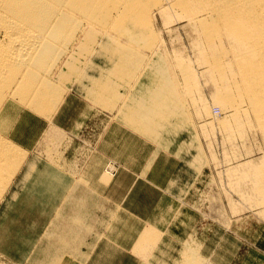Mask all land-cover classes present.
Returning <instances> with one entry per match:
<instances>
[{
  "label": "rangeland",
  "instance_id": "1",
  "mask_svg": "<svg viewBox=\"0 0 264 264\" xmlns=\"http://www.w3.org/2000/svg\"><path fill=\"white\" fill-rule=\"evenodd\" d=\"M119 1L111 18L100 17L99 24L91 19L86 32L75 33L52 70V80L63 94L55 112L41 115L16 102L10 129L12 140L27 153L28 176L22 192L31 202L23 204L28 218L22 221L15 213L22 208L18 194L3 212L0 264H37V257L39 264H45L50 257L60 258L54 249L63 246V233L70 229L76 232L77 239L70 241L74 239L78 255L95 240L94 230L106 224L105 207L95 198H87L84 212L65 218V198L79 183L106 196L119 194L116 198L131 197L140 189L136 199L148 202L147 215L161 222L159 228H172L180 236L190 232L184 263L180 243L175 242L171 264H216L217 253L225 254L229 264H241L242 259V264H252V257L260 255L246 257L243 248L233 258L227 251L236 246L231 242L237 238L231 235L245 234L254 240L261 233L264 186L258 187L264 178L257 169L263 163L264 137L257 120L251 110L247 114L245 104L235 108L217 101L223 84L204 61L207 45L200 38L201 28L181 14L176 0ZM66 100L69 110L62 125L57 119ZM159 156L169 162L162 168V189L150 183L156 180L158 172L150 169ZM157 169L160 172V165ZM101 172L105 181L111 177L120 186L110 190L111 182L102 180L106 188L100 187ZM163 177L173 178L163 182ZM41 181L43 187L37 185ZM40 193L49 195L42 199ZM33 195L40 200L34 202ZM153 204L159 208L155 210ZM54 222L61 226L53 238L48 232ZM194 236L199 254L192 247Z\"/></svg>",
  "mask_w": 264,
  "mask_h": 264
},
{
  "label": "bare ground",
  "instance_id": "2",
  "mask_svg": "<svg viewBox=\"0 0 264 264\" xmlns=\"http://www.w3.org/2000/svg\"><path fill=\"white\" fill-rule=\"evenodd\" d=\"M118 1L0 0V205H2L0 207V218L3 216V212L9 209L17 194L20 196V206L22 208L20 207L15 213L21 218L20 221L28 218H25L28 213L24 205L31 202L30 198H28L29 202L24 204L28 201L27 195L22 192L24 190L23 184L28 176L27 153L25 149L13 141L14 139L12 140L14 130L10 129V123L13 117V110L16 111L15 108L19 104L32 108L33 111L35 110L41 115L48 116L51 112L53 113L61 103L62 89L52 80V70L65 53L68 45L73 42L75 33L81 29V31L86 32L88 21L91 19L102 21L100 17L108 19L110 16L109 18H111V14L114 12V10L112 11L113 5ZM175 2L183 11L181 14L185 13L190 16L201 28V33L199 32L201 34L200 38L202 37L207 45V47L205 46L207 51L201 50L204 52V61H207L208 65H212L210 67H213L214 70L210 69L216 72L217 75L215 76H217L218 83L223 84L218 89V94H216L218 95L217 101L224 106L235 108L245 104L246 109H248L245 111H247V114H249V110L252 111L251 114L257 120L258 127H260L258 130H262L264 137V0H176ZM109 20H103L104 24L107 21L109 23ZM128 111L130 112V110ZM236 112L238 111L236 110ZM237 115L239 116L238 113ZM262 160L263 163L261 162L262 167L260 168L262 170L258 168L259 170L257 169V171H261L260 174L264 178V158ZM37 170L40 171L38 165ZM18 174H20L19 178H17ZM37 174L41 175V173ZM59 180L62 182H59L62 187L64 179ZM42 182L37 185L42 186ZM54 185L58 186V184ZM54 185L51 186L54 187ZM261 186H264V181L258 188L261 189ZM64 187L66 188L65 185ZM45 188L48 189V187L42 188L44 192L47 190ZM77 189L76 187L73 194L68 193L65 198V206L68 209L77 204L74 208L78 214L82 211L84 212L82 208L85 203L84 199L82 200L80 197V191L82 190L79 191ZM16 191L18 193H15ZM48 191H51V189ZM28 194L32 195L33 192ZM36 194H38V191ZM43 194L46 195L48 193ZM39 195L40 198L45 196L42 195L41 197V193ZM34 196L32 197L35 199ZM84 198L87 199V196H84ZM36 199L40 200L38 196ZM36 199L33 201L36 202ZM57 199L59 200V198ZM16 204L19 203L16 202ZM75 210H73L74 213L76 212ZM65 218L70 220L68 216ZM58 225L60 224L54 222L52 224L53 228H49L50 231L48 233L53 232L50 234L54 235L55 229H59ZM56 226L58 228H55ZM69 227L72 226L70 225ZM60 228L62 229V227ZM75 233L71 229L63 233L62 245L64 248L70 245L71 235L74 237ZM50 234L49 236L51 237ZM71 241H74V239ZM79 241L81 240L79 239ZM58 244L61 245V243ZM70 249L72 250V248ZM36 262L39 263V261Z\"/></svg>",
  "mask_w": 264,
  "mask_h": 264
},
{
  "label": "crops",
  "instance_id": "3",
  "mask_svg": "<svg viewBox=\"0 0 264 264\" xmlns=\"http://www.w3.org/2000/svg\"><path fill=\"white\" fill-rule=\"evenodd\" d=\"M67 104V100L64 101V104L61 107V114L58 116L57 119V121L59 120V123L62 125L64 123L62 117L64 116V113H67V110H69L67 108ZM159 165L160 172L157 169ZM163 166L168 167L169 162L164 161L162 157L159 156L154 161L150 169V172H158L154 176L156 180L150 181V183L158 189L163 188L160 182V177H162L161 172ZM172 178L173 177H171V179L169 178L170 180H168L172 181ZM102 180L105 181V178L104 173L101 172L100 177L98 179L100 184L104 182H102ZM168 180H166L164 177L162 179L163 182H167ZM105 182H111V177ZM76 186L78 188L77 190L80 189L85 192H82L80 195L87 196V198H90L91 200L92 198H95L101 205L105 207L103 219H105L106 224L104 226V229L94 230L93 236L95 240L88 242V246L90 245V247L87 246L85 247V249L83 248L84 251H81L79 255L77 253V245H72V241H70V245L72 246H65L66 249L64 248V246L62 248L60 247L54 249V253L58 252L59 254H61L60 258H57V256L55 255L49 258V260L52 258L49 263L45 264H57V262L58 264H171L173 262L175 242L180 243V252L182 251V261L184 263L183 255L185 254L186 250L188 251L187 248L191 246L188 245V241L193 235L189 232L186 236H180L178 234H175L172 228H159V226H157V223L161 222L155 220L153 216H149V214L147 215L149 207L148 202L143 203L144 200L140 201L139 199H136L142 192L140 189V192L138 191L137 193H134L131 197L127 196V194H123V198H116L119 194H117V196H111L110 194L106 196L104 193H100L95 190V188L90 189V187H86V185H83L81 183ZM113 186H116L115 188L117 189L120 186V182L114 180L108 184L110 190H115L114 188H112ZM100 187L106 188V186L103 184H101ZM84 196L83 199L85 203L87 199L84 198ZM76 205L77 204H75V206ZM156 206L157 204H153L155 210L159 208ZM74 207H70L68 209L65 208V213L66 215L68 214L69 218L73 214L76 216L78 215ZM73 210H75L76 212L74 213ZM71 219H73V217H71L70 220ZM162 219L165 218L162 217ZM260 226L261 233L256 234L257 237L254 240L246 237L245 234H238L236 236L231 235V237L237 238L236 241L231 242L233 244V247L235 246V244L236 246L234 247V249L231 247V250L229 248L227 252L231 253L230 255L233 254L234 258L241 253V250L243 248H246V257L252 255L251 253L258 254L261 256L255 258L253 256L250 263L264 264V219L261 221ZM71 237L73 236L71 235ZM193 238H195V236ZM195 239L196 245H193L192 247L196 248L197 253L199 254L198 246L200 247V244L199 241H197L198 238ZM70 248H72V250ZM226 250L227 249H225L224 251ZM215 256L216 260L213 259V261L216 264H218V261H220V264H229V260L225 258V254L219 255L217 253L215 254ZM40 259L41 258L37 257L36 261H39ZM242 263L243 259L241 261V264Z\"/></svg>",
  "mask_w": 264,
  "mask_h": 264
}]
</instances>
